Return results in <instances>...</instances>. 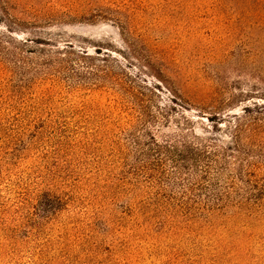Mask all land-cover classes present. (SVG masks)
Masks as SVG:
<instances>
[{
    "label": "rangeland",
    "instance_id": "1",
    "mask_svg": "<svg viewBox=\"0 0 264 264\" xmlns=\"http://www.w3.org/2000/svg\"><path fill=\"white\" fill-rule=\"evenodd\" d=\"M0 264H264V0H0Z\"/></svg>",
    "mask_w": 264,
    "mask_h": 264
},
{
    "label": "trees",
    "instance_id": "2",
    "mask_svg": "<svg viewBox=\"0 0 264 264\" xmlns=\"http://www.w3.org/2000/svg\"><path fill=\"white\" fill-rule=\"evenodd\" d=\"M172 101H174V100H172ZM222 119H224V118H221L220 120H222ZM225 122L226 121H223V123H225ZM242 126H243V123H239L237 128H235L233 130L232 135L235 138V142L238 141V139L241 137V133L244 131ZM211 127H208V128L202 127V130L209 133L211 131H209L208 129H210ZM213 127H215V126H213ZM193 136L197 140V143H196L197 146H204V142L208 141L211 138V137L202 138L197 134H195V135L193 134ZM182 138H183V141L181 142L182 143V150L176 148V151L180 150L182 152V153L178 154V157H181V158H178V160L183 161V162H189L191 159H193V157L189 154L195 153L197 150V147L194 146V142H191L190 140L187 139V136H182ZM154 143H157V141H154ZM195 154H197V153H195Z\"/></svg>",
    "mask_w": 264,
    "mask_h": 264
}]
</instances>
